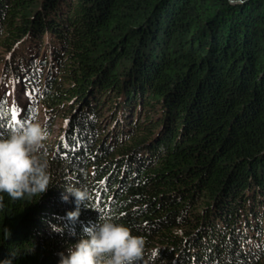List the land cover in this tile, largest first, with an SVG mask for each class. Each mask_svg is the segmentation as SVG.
I'll return each instance as SVG.
<instances>
[{"label": "trees", "instance_id": "obj_1", "mask_svg": "<svg viewBox=\"0 0 264 264\" xmlns=\"http://www.w3.org/2000/svg\"><path fill=\"white\" fill-rule=\"evenodd\" d=\"M0 62L66 118L48 191L0 193V264H60L100 215L138 264H264V0H0Z\"/></svg>", "mask_w": 264, "mask_h": 264}, {"label": "clouds", "instance_id": "obj_2", "mask_svg": "<svg viewBox=\"0 0 264 264\" xmlns=\"http://www.w3.org/2000/svg\"><path fill=\"white\" fill-rule=\"evenodd\" d=\"M49 133L39 123L26 122L13 127L6 137H0V193H7L13 200L25 195L43 194L51 185L47 165L39 155L46 154L45 141ZM68 195L75 197L76 210L67 213L75 222L80 216V206H89L91 200L87 186H66ZM4 207L0 196V209ZM6 234L10 232L6 229ZM146 239L132 234L123 223L100 215L94 226L69 247L68 255L60 253V264H138L145 253Z\"/></svg>", "mask_w": 264, "mask_h": 264}, {"label": "rangeland", "instance_id": "obj_3", "mask_svg": "<svg viewBox=\"0 0 264 264\" xmlns=\"http://www.w3.org/2000/svg\"><path fill=\"white\" fill-rule=\"evenodd\" d=\"M3 70H4L3 63L0 62V99L4 95H6L8 99L7 101L8 104L10 106H16V108L19 110V117L25 116V114H22V111L26 107L30 108V113L28 116H25L24 123L31 121L34 123H39L41 124V126L47 128V125L49 124L50 120L54 121V125L50 126L51 131L49 132L48 139L45 141V145L46 148L50 147L51 145H55L60 136V128L62 125L65 124L66 121V118L64 116V111L62 112L55 109H51L50 110L52 112L51 116L49 119H47L45 117L46 103L42 99V97L40 98L35 97V99H33L32 97L29 96L28 92L20 86V83L18 81L4 82ZM51 132L52 134L50 135ZM108 134H109V128L107 127V135ZM43 155L44 154L39 155L40 161ZM41 163H45V162L41 161Z\"/></svg>", "mask_w": 264, "mask_h": 264}, {"label": "snow or ice", "instance_id": "obj_4", "mask_svg": "<svg viewBox=\"0 0 264 264\" xmlns=\"http://www.w3.org/2000/svg\"><path fill=\"white\" fill-rule=\"evenodd\" d=\"M15 112V109L13 110ZM67 123V122H66Z\"/></svg>", "mask_w": 264, "mask_h": 264}]
</instances>
